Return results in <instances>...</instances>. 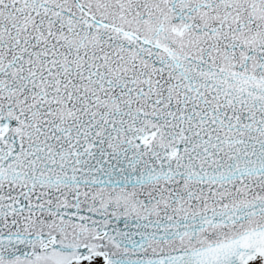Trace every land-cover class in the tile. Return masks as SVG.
<instances>
[{"label":"snow or ice","instance_id":"obj_1","mask_svg":"<svg viewBox=\"0 0 264 264\" xmlns=\"http://www.w3.org/2000/svg\"><path fill=\"white\" fill-rule=\"evenodd\" d=\"M0 264H264V0H0Z\"/></svg>","mask_w":264,"mask_h":264}]
</instances>
